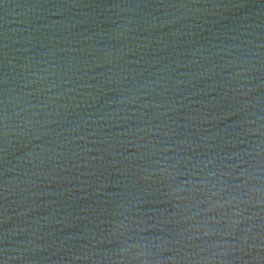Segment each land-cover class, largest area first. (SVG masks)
<instances>
[{
    "label": "water",
    "instance_id": "95a60500",
    "mask_svg": "<svg viewBox=\"0 0 264 264\" xmlns=\"http://www.w3.org/2000/svg\"><path fill=\"white\" fill-rule=\"evenodd\" d=\"M0 264H264V0H0Z\"/></svg>",
    "mask_w": 264,
    "mask_h": 264
}]
</instances>
